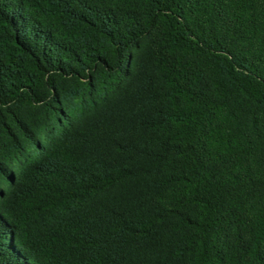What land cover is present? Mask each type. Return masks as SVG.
Masks as SVG:
<instances>
[{
  "label": "trees",
  "instance_id": "trees-1",
  "mask_svg": "<svg viewBox=\"0 0 264 264\" xmlns=\"http://www.w3.org/2000/svg\"><path fill=\"white\" fill-rule=\"evenodd\" d=\"M0 264H264V0H0Z\"/></svg>",
  "mask_w": 264,
  "mask_h": 264
},
{
  "label": "snow or ice",
  "instance_id": "snow-or-ice-1",
  "mask_svg": "<svg viewBox=\"0 0 264 264\" xmlns=\"http://www.w3.org/2000/svg\"><path fill=\"white\" fill-rule=\"evenodd\" d=\"M3 175V173L2 172H0V176H2Z\"/></svg>",
  "mask_w": 264,
  "mask_h": 264
}]
</instances>
